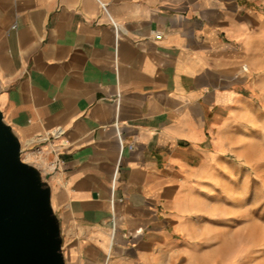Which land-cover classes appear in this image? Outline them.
Segmentation results:
<instances>
[{"label":"crops","instance_id":"crops-1","mask_svg":"<svg viewBox=\"0 0 264 264\" xmlns=\"http://www.w3.org/2000/svg\"><path fill=\"white\" fill-rule=\"evenodd\" d=\"M261 39L264 0H0V145L54 264L217 263Z\"/></svg>","mask_w":264,"mask_h":264},{"label":"rangeland","instance_id":"rangeland-1","mask_svg":"<svg viewBox=\"0 0 264 264\" xmlns=\"http://www.w3.org/2000/svg\"><path fill=\"white\" fill-rule=\"evenodd\" d=\"M261 40L257 52L259 69L252 78H263V86L248 93L246 121L233 125L234 134L245 139L243 156L230 155L236 167L234 179L238 177L243 185L233 183L231 189H217L215 211L201 217L211 228L216 264H264V39Z\"/></svg>","mask_w":264,"mask_h":264},{"label":"water","instance_id":"water-1","mask_svg":"<svg viewBox=\"0 0 264 264\" xmlns=\"http://www.w3.org/2000/svg\"><path fill=\"white\" fill-rule=\"evenodd\" d=\"M32 197L17 180L7 143L0 145V264H54L43 232L27 214Z\"/></svg>","mask_w":264,"mask_h":264},{"label":"built area","instance_id":"built-area-1","mask_svg":"<svg viewBox=\"0 0 264 264\" xmlns=\"http://www.w3.org/2000/svg\"><path fill=\"white\" fill-rule=\"evenodd\" d=\"M50 141L51 139H50L49 134L45 133L44 135H36L32 139H29L26 144L29 148H32L36 154L39 155L43 152L42 145ZM50 151L53 153V158L48 161V165L49 167H51V169H57L63 164V160L59 157V151L56 145L53 147H50ZM115 177H116V172L114 174V180H115Z\"/></svg>","mask_w":264,"mask_h":264}]
</instances>
